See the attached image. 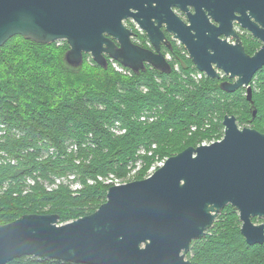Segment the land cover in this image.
I'll list each match as a JSON object with an SVG mask.
<instances>
[{"label": "water", "instance_id": "water-1", "mask_svg": "<svg viewBox=\"0 0 264 264\" xmlns=\"http://www.w3.org/2000/svg\"><path fill=\"white\" fill-rule=\"evenodd\" d=\"M211 0H0V48L16 36L38 44L65 40L66 63L79 68L85 54L104 69L109 58L136 75L147 66L171 74L162 46L172 48L166 30L187 50L197 70L211 79L222 71L235 82L220 87L233 94L246 89L264 69V46L248 55L221 27L210 25ZM189 12L185 24L173 12ZM216 18L222 21L215 11ZM133 20L153 49L134 43ZM246 27L255 37L257 30ZM224 36L225 40H219ZM222 140L189 147L168 158L151 176L114 185L107 201L92 215L58 226V215H25L0 225V264L23 257L74 264H193V241L206 237L220 213L231 206L239 214L249 246L264 245V133L241 129L226 115Z\"/></svg>", "mask_w": 264, "mask_h": 264}, {"label": "trees", "instance_id": "trees-1", "mask_svg": "<svg viewBox=\"0 0 264 264\" xmlns=\"http://www.w3.org/2000/svg\"><path fill=\"white\" fill-rule=\"evenodd\" d=\"M68 49L22 36L0 48V225L30 214L58 215L59 223L92 215L115 181L136 168V180H143L156 163L222 138L226 115L264 133V69L256 75L253 119L242 91L226 93L219 80L198 78L180 49L173 52L180 70L168 75L150 68L122 75L94 61L73 68ZM241 226L227 206L187 258L264 264V245L249 246ZM8 264L74 263L23 257Z\"/></svg>", "mask_w": 264, "mask_h": 264}, {"label": "flooded vegetation", "instance_id": "flooded-vegetation-1", "mask_svg": "<svg viewBox=\"0 0 264 264\" xmlns=\"http://www.w3.org/2000/svg\"><path fill=\"white\" fill-rule=\"evenodd\" d=\"M211 2L213 4L210 7L211 11L208 12L209 23L215 29L221 27V30L225 33H231L232 36L227 39L228 44L235 45L239 41L245 49V52L251 56L262 49L264 46V0H211ZM172 10L185 24H190L188 13H195L193 7H189V12H183L177 7H173ZM215 11L222 21L216 18ZM246 25L254 27L260 36L255 37ZM162 30L165 32L167 39L171 41L173 47L162 46V51L163 53H172V50L175 49V40L173 36L167 32L166 24L162 26ZM219 40L224 41L225 37L219 36ZM250 46L255 48V50L253 51ZM226 81L234 82L235 80L227 77Z\"/></svg>", "mask_w": 264, "mask_h": 264}, {"label": "rangeland", "instance_id": "rangeland-1", "mask_svg": "<svg viewBox=\"0 0 264 264\" xmlns=\"http://www.w3.org/2000/svg\"><path fill=\"white\" fill-rule=\"evenodd\" d=\"M133 20H127L126 22H125V25L129 28V29H131L132 31H134L135 32V34H136V36L135 37H133V41H134V43L135 44H137V45H139V46H142V47H144V48H149V49H153V47H152V45L150 44V42H149V40H148V38H147V35H146V33L143 31V30H141L140 29V27L134 22ZM174 38V37H173ZM174 40H175V49L174 50H172L173 52H176V51H179V49H180V55H182V56H184V57H187V58H189V55H188V52H187V50L185 49V47L178 41V40H176L175 38H174ZM55 43H57V45L58 46H62L63 45V43H66L67 45H68V43L65 41V40H61V41H58V42H55ZM55 43H52V44H55ZM52 44H45V45H52ZM69 46V45H68ZM249 47V46H248ZM251 48H252V46H250ZM173 48V47H172ZM253 49V51L255 50V48H252ZM70 50V46H69V49H68V51ZM67 51V52H68ZM66 52V53H67ZM173 52L171 53V52H164L165 54V57H166V59L169 61V63H171V65H172V68H173V70H172V72L175 70L176 72H179V70H180V65H179V61L175 58V56H174V54H173ZM66 55V54H65ZM85 55H88V54H85ZM190 59V58H189ZM93 61V59H92V57H91V55H89L88 56V58L87 59H84V62H83V65H84V63H90V64H92L91 62ZM82 65V66H83ZM193 65H194V63H193ZM81 66V67H82ZM112 68L115 72H117V73H120V74H122V75H129L130 73H132L133 71H131L130 69H128V68H125L124 66H122L119 62H117V61H115V60H112V59H110L109 58V67L106 69V70H108L109 68ZM194 67L196 68V66L194 65ZM148 68H150L151 70H155V71H157V72H159L158 70H156L155 68H153V67H150V66H147V69ZM198 71V70H197ZM145 72H147V71H145ZM145 72H142V73H145ZM171 72V73H172ZM218 72L220 73V76H221V78L220 79H217V80H219V82H220V85H221V83L222 82H225L226 81V79H227V77L228 76H226L222 71H219L218 70ZM260 72V71H259ZM258 72V73H259ZM142 73H140V74H142ZM139 74V75H140ZM168 75V74H167ZM198 78H202L203 76H206L207 77V75L205 74V73H203V72H200V71H198ZM229 78V77H228ZM232 80H235V79H232ZM235 82V81H234ZM233 83V82H232ZM259 82H258V78L256 79V77L254 78V80L252 81V83H251V86H252V88H253V97H254V93L256 92V91H259L260 90V88H258L259 87ZM221 88V87H220ZM240 91H242L241 93L243 94V96H245L246 97V89L245 88H243L242 90H240ZM237 92V91H236ZM254 101V100H253ZM251 104V103H250ZM251 106H253L252 104H251ZM223 120H224V118L222 119V121H221V123H222V125H223ZM239 127L241 128V129H243V128H253L254 126L253 125H245V126H240L239 125ZM254 129V128H253ZM224 131H225V127H224V125H223V128H222V138H220V139H217V138H214V139H212V140H210V141H204L203 143H201L200 145H198V146H201V145H209V144H211V143H214V142H217V141H220V140H222L223 139V137H224ZM260 132V131H259ZM262 133V132H261ZM198 146H196V147H198ZM167 160V159H166ZM165 160V161H166ZM164 161V162H165ZM163 162V163H164ZM163 163H161V164H159V165H157L156 164V166L154 167V168H151L150 169V171H149V173H148V175L149 176H151L157 169H156V167H160ZM139 170V168H136V170H134V171H132V173L126 178V179H124V180H121V181H115V183H120L119 185H121V184H126V183H129V182H132V181H136V177H137V175H136V172ZM148 176V177H149ZM106 184H109V182L110 181H104ZM74 186V188H76L77 187V184H74L73 185ZM262 221H264V220H260L259 219V221H257V223L256 224H261L262 223ZM70 222H72V221H70ZM67 223H69V222H67ZM64 224H66V223H58V226H61V225H64Z\"/></svg>", "mask_w": 264, "mask_h": 264}, {"label": "bare ground", "instance_id": "bare-ground-1", "mask_svg": "<svg viewBox=\"0 0 264 264\" xmlns=\"http://www.w3.org/2000/svg\"><path fill=\"white\" fill-rule=\"evenodd\" d=\"M134 23V22H133ZM187 146V145H186ZM181 148V147H180ZM186 148V147H185ZM185 150V149H184ZM182 151V150H181ZM157 164V163H156ZM111 180V179H110ZM113 180V179H112Z\"/></svg>", "mask_w": 264, "mask_h": 264}, {"label": "built area", "instance_id": "built-area-1", "mask_svg": "<svg viewBox=\"0 0 264 264\" xmlns=\"http://www.w3.org/2000/svg\"><path fill=\"white\" fill-rule=\"evenodd\" d=\"M120 183H116V185H119Z\"/></svg>", "mask_w": 264, "mask_h": 264}]
</instances>
